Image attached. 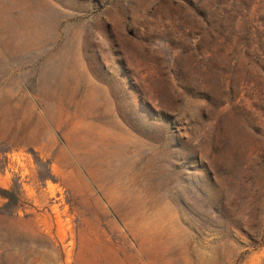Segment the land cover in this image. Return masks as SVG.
Returning <instances> with one entry per match:
<instances>
[{
    "label": "rangeland",
    "instance_id": "374dc122",
    "mask_svg": "<svg viewBox=\"0 0 264 264\" xmlns=\"http://www.w3.org/2000/svg\"><path fill=\"white\" fill-rule=\"evenodd\" d=\"M208 1L0 0V264H264V0Z\"/></svg>",
    "mask_w": 264,
    "mask_h": 264
},
{
    "label": "trees",
    "instance_id": "16d2710c",
    "mask_svg": "<svg viewBox=\"0 0 264 264\" xmlns=\"http://www.w3.org/2000/svg\"><path fill=\"white\" fill-rule=\"evenodd\" d=\"M243 0H209V7L212 14H217L220 16L222 13L224 14V17L227 20L223 19V24H225L224 28V34H227V30L229 29L230 19L233 14H241L239 17L242 19L244 26L249 25V22L247 18L252 14V5H254L255 0H252V5L249 6L246 11L245 9H241V13H239V8ZM230 8V10H228ZM244 11V13H243ZM241 22V21H240ZM223 39V37H222ZM225 40H228V38H224ZM223 39V41H224ZM250 39V37H249ZM222 42V41H221ZM247 47L246 56L244 58L237 59L235 65H232L231 62H226L225 67L223 69V85L222 90L224 91V94H233L236 91H239L241 87L250 81L251 79L253 81H256L255 70L257 67L255 66V63L253 62L254 58H258L260 62H263L264 64V54L255 53L253 49L251 48L250 40H245V44ZM222 54L226 56V52L228 47L226 48V43L222 44ZM263 59V60H262ZM229 89V90H228Z\"/></svg>",
    "mask_w": 264,
    "mask_h": 264
}]
</instances>
